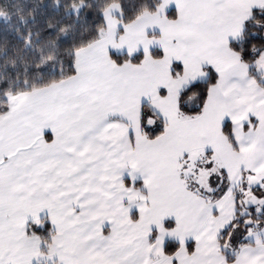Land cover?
I'll return each instance as SVG.
<instances>
[{"label": "snow or ice", "instance_id": "1", "mask_svg": "<svg viewBox=\"0 0 264 264\" xmlns=\"http://www.w3.org/2000/svg\"><path fill=\"white\" fill-rule=\"evenodd\" d=\"M158 3L0 84V264H264V0Z\"/></svg>", "mask_w": 264, "mask_h": 264}, {"label": "trees", "instance_id": "2", "mask_svg": "<svg viewBox=\"0 0 264 264\" xmlns=\"http://www.w3.org/2000/svg\"><path fill=\"white\" fill-rule=\"evenodd\" d=\"M120 2L98 0L93 6V0H0V84L9 85L13 95L50 86L61 79L54 71L60 62L63 76L71 75L68 65L76 50L91 44L104 28L99 8ZM143 2L139 17L155 13L152 5H160L158 0Z\"/></svg>", "mask_w": 264, "mask_h": 264}, {"label": "crops", "instance_id": "3", "mask_svg": "<svg viewBox=\"0 0 264 264\" xmlns=\"http://www.w3.org/2000/svg\"><path fill=\"white\" fill-rule=\"evenodd\" d=\"M115 5V4H113ZM167 6V3H164V4H160L159 7H166ZM157 15V13H146V14H143L140 16V19H153L155 16ZM171 20V19H170ZM87 47V46H86ZM84 47V48H86ZM83 49V48H81ZM59 82L55 83V84H58ZM54 84L50 85V86H47V87H44V88H41V89H37V90H34V91H30V92H26V93H20V94H17V95H14L15 97L17 98H22V97H26V96H30L33 92H40V91H43V90H46V89H49L53 86Z\"/></svg>", "mask_w": 264, "mask_h": 264}]
</instances>
